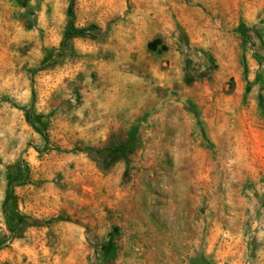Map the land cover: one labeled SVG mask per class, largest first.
Masks as SVG:
<instances>
[{"label":"rangeland","instance_id":"1","mask_svg":"<svg viewBox=\"0 0 264 264\" xmlns=\"http://www.w3.org/2000/svg\"><path fill=\"white\" fill-rule=\"evenodd\" d=\"M0 264H264V0H0Z\"/></svg>","mask_w":264,"mask_h":264},{"label":"trees","instance_id":"2","mask_svg":"<svg viewBox=\"0 0 264 264\" xmlns=\"http://www.w3.org/2000/svg\"><path fill=\"white\" fill-rule=\"evenodd\" d=\"M98 31V28L95 26H91L89 28L83 29V30H77V29H70L65 36V41L69 39H76L81 37H89L90 32H96ZM155 43L151 44L150 47H154ZM12 182H10L9 189L11 188Z\"/></svg>","mask_w":264,"mask_h":264}]
</instances>
